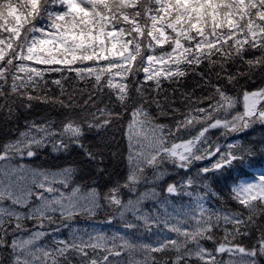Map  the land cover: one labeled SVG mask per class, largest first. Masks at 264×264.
Listing matches in <instances>:
<instances>
[{
    "label": "snow or ice",
    "instance_id": "obj_1",
    "mask_svg": "<svg viewBox=\"0 0 264 264\" xmlns=\"http://www.w3.org/2000/svg\"><path fill=\"white\" fill-rule=\"evenodd\" d=\"M0 264H264V0H0Z\"/></svg>",
    "mask_w": 264,
    "mask_h": 264
},
{
    "label": "trees",
    "instance_id": "obj_2",
    "mask_svg": "<svg viewBox=\"0 0 264 264\" xmlns=\"http://www.w3.org/2000/svg\"><path fill=\"white\" fill-rule=\"evenodd\" d=\"M258 133H253V132H250L249 135H257Z\"/></svg>",
    "mask_w": 264,
    "mask_h": 264
}]
</instances>
